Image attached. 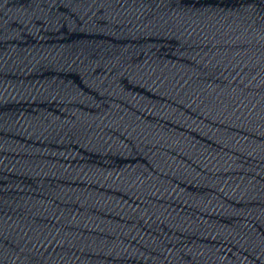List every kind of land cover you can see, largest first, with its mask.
Instances as JSON below:
<instances>
[{
  "label": "water",
  "instance_id": "water-1",
  "mask_svg": "<svg viewBox=\"0 0 264 264\" xmlns=\"http://www.w3.org/2000/svg\"><path fill=\"white\" fill-rule=\"evenodd\" d=\"M0 264H264V0H0Z\"/></svg>",
  "mask_w": 264,
  "mask_h": 264
}]
</instances>
